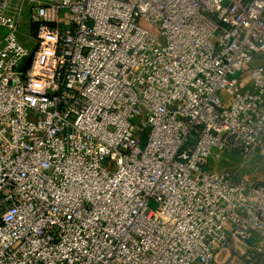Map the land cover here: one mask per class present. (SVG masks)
<instances>
[{
	"label": "built area",
	"instance_id": "2783aa9c",
	"mask_svg": "<svg viewBox=\"0 0 264 264\" xmlns=\"http://www.w3.org/2000/svg\"><path fill=\"white\" fill-rule=\"evenodd\" d=\"M13 1L0 264H264V180L208 166L264 168V0H32L33 53Z\"/></svg>",
	"mask_w": 264,
	"mask_h": 264
},
{
	"label": "rangeland",
	"instance_id": "374dc122",
	"mask_svg": "<svg viewBox=\"0 0 264 264\" xmlns=\"http://www.w3.org/2000/svg\"><path fill=\"white\" fill-rule=\"evenodd\" d=\"M19 7H22L21 20L17 31V37L20 42L33 53L37 47V42L34 34V24L32 23V6L34 3L32 0H15ZM68 11H61L62 23H70L68 20ZM68 23V24H69ZM8 29H0V34H5ZM145 145V141L143 142ZM262 157L255 156L251 159H244L236 151L226 149L224 151L213 149L212 154L208 158V166L212 167L216 171L231 170L237 174L242 180H248L251 177L257 178L256 175L263 171L261 166ZM258 172V173H256ZM264 174V173H263ZM263 177V176H262ZM152 207H155L152 205Z\"/></svg>",
	"mask_w": 264,
	"mask_h": 264
},
{
	"label": "crops",
	"instance_id": "0c3cea01",
	"mask_svg": "<svg viewBox=\"0 0 264 264\" xmlns=\"http://www.w3.org/2000/svg\"><path fill=\"white\" fill-rule=\"evenodd\" d=\"M15 1V0H14ZM17 5V3H15V6ZM256 173H258V172H256ZM264 169H263V171L262 172H259V174L258 175H256V177L257 178H262V180H264ZM263 176V177H262Z\"/></svg>",
	"mask_w": 264,
	"mask_h": 264
},
{
	"label": "trees",
	"instance_id": "16d2710c",
	"mask_svg": "<svg viewBox=\"0 0 264 264\" xmlns=\"http://www.w3.org/2000/svg\"><path fill=\"white\" fill-rule=\"evenodd\" d=\"M37 29H38V25L37 24H34V34H36Z\"/></svg>",
	"mask_w": 264,
	"mask_h": 264
}]
</instances>
